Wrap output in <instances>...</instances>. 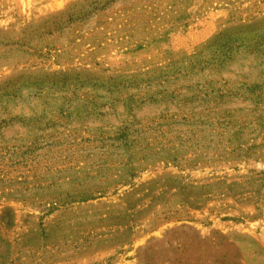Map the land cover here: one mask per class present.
Wrapping results in <instances>:
<instances>
[{
	"label": "rangeland",
	"instance_id": "rangeland-1",
	"mask_svg": "<svg viewBox=\"0 0 264 264\" xmlns=\"http://www.w3.org/2000/svg\"><path fill=\"white\" fill-rule=\"evenodd\" d=\"M0 264H264V0H0Z\"/></svg>",
	"mask_w": 264,
	"mask_h": 264
}]
</instances>
